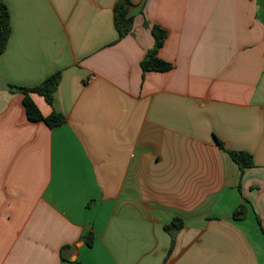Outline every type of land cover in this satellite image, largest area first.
<instances>
[{
    "label": "crops",
    "instance_id": "1",
    "mask_svg": "<svg viewBox=\"0 0 264 264\" xmlns=\"http://www.w3.org/2000/svg\"><path fill=\"white\" fill-rule=\"evenodd\" d=\"M117 1L2 0L0 264H264V0H128L121 38Z\"/></svg>",
    "mask_w": 264,
    "mask_h": 264
},
{
    "label": "trees",
    "instance_id": "2",
    "mask_svg": "<svg viewBox=\"0 0 264 264\" xmlns=\"http://www.w3.org/2000/svg\"><path fill=\"white\" fill-rule=\"evenodd\" d=\"M129 5L130 3L128 0H118L114 5L113 21L118 38L127 35L131 30L133 20L130 16L127 15ZM9 33L10 28L8 11L5 4L2 2V0H0V52L5 49ZM151 34L154 41L153 47L150 51H148L144 59L141 61L140 67L142 71H167L168 69H170V64L157 57V51L163 44V41L166 37V31L154 25L151 28ZM59 81L60 73L56 72L33 87L23 88L9 86L8 89L10 91L20 92L23 95L22 105L24 107L26 117L29 121H43L48 127H55L64 123V117L55 112H52L47 117H43L34 102L31 100L29 93H36L37 95L43 97L48 104H51L53 92L56 89ZM214 140L219 148L225 150L222 142H220L217 138H214ZM226 152L241 170L250 167L253 164L252 156L246 152ZM245 212V206L240 205L233 211L232 217L234 220H240L244 218ZM181 225V220L175 219L172 220L170 224L164 226V229L167 232H171L178 230ZM83 240L88 246H91L93 242V234L91 232H87L83 236Z\"/></svg>",
    "mask_w": 264,
    "mask_h": 264
}]
</instances>
